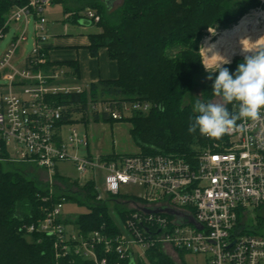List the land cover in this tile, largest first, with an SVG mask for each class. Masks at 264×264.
<instances>
[{"label":"built area","instance_id":"2783aa9c","mask_svg":"<svg viewBox=\"0 0 264 264\" xmlns=\"http://www.w3.org/2000/svg\"><path fill=\"white\" fill-rule=\"evenodd\" d=\"M51 4L27 0L11 12L0 31L1 44L12 24L35 20L31 56L17 62L19 47L27 40L23 33L0 56V144L13 147L10 160L36 165L52 178L59 163H73L79 174L76 182H93L97 201H111L127 213L120 232L84 235L75 228L66 230L61 202L27 232L54 236L57 256L93 264H146V255L154 248L177 258L181 252L203 255L207 264H264V234L247 233L243 224L250 209L264 206V120L238 121L244 123L243 131L224 135L190 161L172 154L139 153L114 161L90 155L88 135L75 127L82 123L80 115L72 113L77 123L61 125L66 106L54 102L61 93H80L84 88L61 84L68 80L64 67L44 70L50 60L44 12ZM84 18L94 24L100 21L91 10ZM88 106L91 113L115 121L151 110V104L142 101L99 100ZM65 127H70L66 134ZM130 186L138 187L141 194L130 196L124 191ZM146 209L165 211L147 213ZM188 218L195 224H184Z\"/></svg>","mask_w":264,"mask_h":264},{"label":"trees","instance_id":"16d2710c","mask_svg":"<svg viewBox=\"0 0 264 264\" xmlns=\"http://www.w3.org/2000/svg\"><path fill=\"white\" fill-rule=\"evenodd\" d=\"M27 0H0V31L16 8ZM52 4L64 0H51ZM88 9L64 8V13L73 24L96 25L100 33L88 35V49L94 58L101 49H106L110 60L118 66V77L90 84L83 92L61 93L54 102L66 106L61 125L77 123L72 113L80 115V121L99 123L119 121L131 124V136L142 155L172 154L193 160L200 149L218 139L202 136L199 130L189 134L187 129L198 115L193 110L197 99L214 101L212 84L218 72L205 68L204 38L210 29L227 30L236 25L252 10L263 7L261 0H123L110 11L102 1H90ZM89 10L96 12L100 21L89 23L85 18ZM84 12V13H83ZM48 51V50H47ZM244 58L227 64L231 74ZM67 67L68 80H80V67L76 61L49 64L44 67ZM199 91V97L193 93ZM118 100L121 102L142 101L151 104L148 113L134 112L130 117L115 121L106 114H93L88 104L94 101ZM235 112V104L227 105ZM120 156H103L104 161H114ZM13 162L7 147L0 144V264H93L81 258L57 256L55 237L40 232H27V228L44 220L47 211L68 199L86 205L89 212L78 217L74 227L80 234L95 231L112 234L120 232V225L113 211L126 218V208L107 206L108 201H97L98 192L93 182L80 185L54 174L53 186L28 175L23 167L27 163ZM76 188L77 192H72ZM82 198V199H80ZM64 199V200H63ZM119 206V207H118ZM67 221L64 224L67 226ZM259 229H264L261 219ZM247 233L261 234L256 230ZM183 259L185 253H178ZM148 264H179L161 248L148 251ZM102 257V255H101ZM122 264H128L123 262Z\"/></svg>","mask_w":264,"mask_h":264},{"label":"rangeland","instance_id":"374dc122","mask_svg":"<svg viewBox=\"0 0 264 264\" xmlns=\"http://www.w3.org/2000/svg\"><path fill=\"white\" fill-rule=\"evenodd\" d=\"M51 1V0H50ZM90 1H102L104 4L109 3V10L113 11L117 9L123 2V0H64L63 3H56L51 4L48 6L44 12V19L47 20V34L49 36L48 43L55 42V39L57 38H68L75 37L78 35H82L84 37H87L91 33H100L101 28H98V26H84V25H76L69 21V17L65 15L64 8L68 7L69 9L75 10L77 8L83 9L85 12L86 9H88V2ZM264 4V0H261ZM264 11L263 7H260L258 9L252 10L249 14H247L245 17L252 14V12H258L262 13ZM83 12V13H84ZM244 18V17H243ZM30 22L28 25H25V22L22 21L19 24H12V26L9 28L8 31L4 32V40H2L0 44V56L4 54V52L10 47V45L13 43V40L18 36L22 35V33L26 36L27 40L21 44V47H19V51L17 54V62L22 63L26 58L31 56V53L33 51V46L35 42V20L33 17L29 18ZM240 22V21H239ZM235 25L231 26L230 30ZM226 30H219V29H210L208 31L207 36L204 38L202 43V48L204 46L203 51L205 52V66L206 65V59L208 57V52L206 51V42L216 44L218 43V40L220 39L223 32ZM69 35V36H68ZM66 36V37H65ZM47 45V43H46ZM251 53H242L235 58L230 60V63L235 59L238 58H244L245 55H250ZM207 56V57H206ZM227 65H222L223 67ZM215 66V65H214ZM214 66H209V70H212ZM208 72V70H207ZM61 84L64 85V87H84V89H88L86 87V84L82 83L81 81L77 80H64ZM195 97H199V91L195 90L193 93ZM218 98L214 99L216 101ZM77 121V120H76ZM77 131L80 133H86L89 137L90 141V151L95 154H104L106 156H109V154L113 155V153H117L118 155H129L133 153L140 152V148L137 146L136 143H134V139L131 136V124L129 122L125 121H119L115 123H105L103 121L96 123L94 121H90L88 124L85 123H79L78 125H75ZM70 127H65L63 129V133H68V129ZM10 155L14 156V150L13 147L7 148ZM83 152V151H82ZM85 152V151H84ZM83 152V153H84ZM12 161V160H11ZM14 162V161H13ZM16 164H19L18 162ZM23 169L26 171V173L31 177H36L40 182L44 184H50L52 188V193L56 194L55 185L61 187L62 190H67L64 188V186L58 182L55 181L54 177H50L48 174V171L40 168L36 165H27L23 167ZM57 170L59 174L71 181H75L79 178V174L77 173L76 167L71 162H61L57 165ZM102 176H99V179ZM52 182V183H51ZM102 182V181H101ZM72 192H77L76 188H73ZM125 192H127L130 196H138L141 194V190L138 187L130 186L124 189ZM82 199V198H80ZM107 206L110 208H115V204H113L111 201L106 202ZM119 207V206H118ZM123 209V208H121ZM89 212V209L86 205L79 204L75 200L68 199L65 201L63 209H62V217L64 220H66L67 226L66 230L72 231L74 230V221L80 217L83 214H86ZM113 217L115 218L116 222L119 225H124V218L119 214L118 211L112 212ZM245 219V220H244ZM244 226L248 228V230H256L258 233L264 234V229H259L258 226H260L261 219L264 220V206L258 209H250V215L247 217H244ZM170 257L175 260L179 264H207L206 257L203 255H185L183 259L177 258L174 253H169ZM146 264H148V261H145Z\"/></svg>","mask_w":264,"mask_h":264},{"label":"clouds","instance_id":"9594fccd","mask_svg":"<svg viewBox=\"0 0 264 264\" xmlns=\"http://www.w3.org/2000/svg\"><path fill=\"white\" fill-rule=\"evenodd\" d=\"M242 50L251 54L244 56L234 74L222 66L230 63L223 56L212 70L204 65L210 73L209 80L213 79L211 73L218 72L211 91L218 99L207 102L196 100L193 110L198 115L187 129L189 134L198 129L202 136L220 139L226 134L243 131L244 123L238 121L264 120V44H255L251 48L243 46ZM229 104H235L237 110L230 112Z\"/></svg>","mask_w":264,"mask_h":264},{"label":"crops","instance_id":"0c3cea01","mask_svg":"<svg viewBox=\"0 0 264 264\" xmlns=\"http://www.w3.org/2000/svg\"><path fill=\"white\" fill-rule=\"evenodd\" d=\"M88 46H89L88 36L84 37L82 35H78L71 38L70 36L68 38H63V39L57 38L53 43L47 42V45L45 47H47L48 50L49 59H50L49 61L52 62L53 64H62L66 62L76 61L80 67L79 81L86 84V87L100 80L116 79L118 77V73H117L118 66L114 61L110 60L108 51L106 49H101L99 52V56L97 58H94L91 55ZM64 68L69 72L70 70L69 68L67 67ZM80 88H84V87H80ZM89 153L90 155H93L95 157L106 156L104 154L94 155V153L90 151V147H89ZM139 153L140 152L133 153L132 155ZM113 154L118 155L117 153H113ZM118 156H125V155H118Z\"/></svg>","mask_w":264,"mask_h":264},{"label":"bare ground","instance_id":"6f19581e","mask_svg":"<svg viewBox=\"0 0 264 264\" xmlns=\"http://www.w3.org/2000/svg\"><path fill=\"white\" fill-rule=\"evenodd\" d=\"M241 40L245 48L264 44V11L252 12L251 15L242 18L232 29L223 32L218 43L206 42L208 52L206 65L208 67L216 65L221 56L231 60L244 53Z\"/></svg>","mask_w":264,"mask_h":264},{"label":"water","instance_id":"95a60500","mask_svg":"<svg viewBox=\"0 0 264 264\" xmlns=\"http://www.w3.org/2000/svg\"><path fill=\"white\" fill-rule=\"evenodd\" d=\"M108 8H109V3L107 4ZM263 9H264V4H263ZM81 25H84L83 22H80ZM91 24V23H90ZM84 26H87V25H84ZM90 26V25H88ZM147 213H162L164 212L165 210L164 209H155V210H145ZM172 213L173 215H177V216H180L182 217L181 215H179L178 213H175V212H170ZM184 224H195V221L192 219V218H188L187 220H184L183 222Z\"/></svg>","mask_w":264,"mask_h":264}]
</instances>
